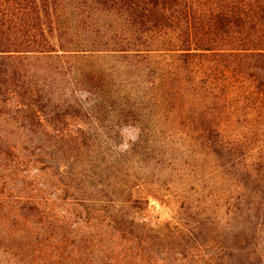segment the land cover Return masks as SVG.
<instances>
[{
    "label": "trees",
    "instance_id": "1",
    "mask_svg": "<svg viewBox=\"0 0 264 264\" xmlns=\"http://www.w3.org/2000/svg\"><path fill=\"white\" fill-rule=\"evenodd\" d=\"M1 107L51 139L0 147L10 186L47 148L82 151L78 122L138 124L115 155L88 143L76 173L74 198L118 241L105 264H264V0H0ZM149 184L177 200L175 217L134 195ZM24 199L6 200L0 223L41 218ZM23 249V264H55Z\"/></svg>",
    "mask_w": 264,
    "mask_h": 264
},
{
    "label": "rangeland",
    "instance_id": "2",
    "mask_svg": "<svg viewBox=\"0 0 264 264\" xmlns=\"http://www.w3.org/2000/svg\"><path fill=\"white\" fill-rule=\"evenodd\" d=\"M47 63H43L44 66ZM108 63L111 67L115 65L113 61H108ZM127 76L129 77V74ZM0 109H2L0 147L29 148V146L50 143L49 137H45L43 141L32 140L34 134L26 133L22 125L19 127V123H15V119L8 115L6 108L1 107ZM110 117L104 119L103 126L97 130H90V127L82 122L72 125L71 129L76 130L79 127L84 129V133L79 135L80 143L83 145L82 151L71 150L67 146L68 143H63L64 146L56 144L58 146L53 151L50 148L45 149L46 156L43 162L33 163L32 161L29 167H22V171L19 172L21 176L29 175L24 185L21 178H18L14 186L5 183L8 174L5 162L0 158V209L6 200L15 201V197L21 199L17 200L18 206L22 204L21 201H25V197L30 196L43 203L40 211L41 218L33 210L32 218L35 216V219L30 223L19 217L13 218L11 222L0 223V264H23L25 258L23 245L26 242L36 243L39 248L50 255V259L54 260L55 264L107 263L106 254L110 249L115 250L114 247L117 246L118 241L110 227L101 220L102 217L99 220L92 219L82 202L74 198V195L80 193L81 186L77 183L81 177L76 173L87 165L89 155L86 154L85 146L88 143L101 146V149L110 147L115 155L129 142H135L139 138L138 124L117 127L109 122ZM114 123L117 122L114 121ZM20 154L27 158L34 159L35 157L28 149L22 150ZM50 154L54 158L51 161L46 160L45 158ZM70 172L74 174V177L76 175L73 179L75 186L72 185V189L66 193L64 182L70 181L69 179L64 180V176ZM134 195L149 197L148 206L152 209V217L166 221L176 216L178 202L172 196H168L166 188L158 184H149L139 191L135 190Z\"/></svg>",
    "mask_w": 264,
    "mask_h": 264
}]
</instances>
